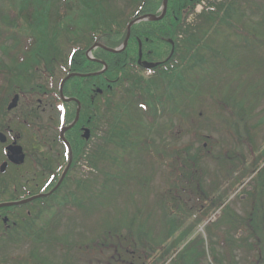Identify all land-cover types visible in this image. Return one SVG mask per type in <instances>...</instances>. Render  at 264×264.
<instances>
[{"label":"flooded vegetation","instance_id":"obj_1","mask_svg":"<svg viewBox=\"0 0 264 264\" xmlns=\"http://www.w3.org/2000/svg\"><path fill=\"white\" fill-rule=\"evenodd\" d=\"M111 83V72L108 71L103 82L108 88V93L102 98L99 96L101 93H93L94 89L85 96L64 93L66 98H63L54 94V88L49 90L46 86L44 91L40 90L42 95H29L25 99H19L14 111L8 109L12 99H9L7 106L0 111V206L32 199V202L26 205L0 207V264H36L39 260L42 264V256L33 258L31 249H35L39 254L46 250L49 241L56 245L63 242L57 238L49 240L47 233L50 231L57 234L63 227V218L70 214L73 232L71 242L74 245L77 210L71 201L76 200L77 193L52 191L57 184L59 171L69 164V159L65 158L66 147L61 139L62 130L74 120L78 103H85L88 114H83V120L77 128L65 134L75 149L71 167H76L74 164L80 152L76 143L84 146L89 142L84 138L86 131L91 132L90 136H93L96 99H103L105 105L110 103L113 99ZM82 84L86 86L87 82L69 83L66 85L69 88L67 91H77L76 86H79L78 93H81ZM82 109L84 110V105ZM61 114L65 118L63 124L58 122ZM78 127H81L80 134L74 131ZM16 150L23 158L20 164H14L10 160L11 153ZM51 176H55V179ZM69 179L74 180L72 172ZM9 193L12 200L6 199Z\"/></svg>","mask_w":264,"mask_h":264},{"label":"rangeland","instance_id":"obj_2","mask_svg":"<svg viewBox=\"0 0 264 264\" xmlns=\"http://www.w3.org/2000/svg\"><path fill=\"white\" fill-rule=\"evenodd\" d=\"M68 3V0H61V4H66ZM237 3V4H235ZM121 6V5H120ZM234 6H236V21L238 22L239 26H243L244 29H249V26L251 25V23H254L255 25L260 24L263 21V13H264V0H234ZM66 11L65 7L62 6L59 8V12L61 15L64 14V12ZM130 8H123V12L124 14L126 13H130ZM196 13L193 14L191 20L188 23V27L184 28L183 31L184 33L182 34L183 39L187 42L190 37V32H192L194 30L195 27H197V25H201L198 18L195 17ZM235 17V16H234ZM123 21H125V18H122ZM120 20V19H119ZM226 27V25H224ZM53 27V26H52ZM197 33V37L200 38L203 35V28H201L200 30L195 29L194 30ZM190 34V35H189ZM259 34L263 37V41H264V29L259 31ZM72 41H68L71 40ZM233 39H236L233 37ZM230 41V44H233L234 40ZM68 40L63 41L64 46H68L69 48L73 47V41L74 39L72 37H70ZM225 42L224 40L220 42V44L216 43L214 44V46H212V43H210L211 48L215 47V49H219L217 47H225ZM71 50V49H70ZM261 49H258L256 51H254L253 53H260ZM207 52V51H206ZM235 53V52H234ZM238 55V54H237ZM204 60L208 62V70L210 71V67L212 66L211 64V58L209 57V53H205L203 55ZM229 58V56H228ZM193 61V60H192ZM192 61H190V66L193 64ZM232 64V62H230ZM264 63V61H263ZM233 70V68H232ZM191 71V70H190ZM189 71V72H190ZM215 71V78H220V82H223V84L227 81V75L222 72L220 69H214ZM234 71V70H233ZM194 72H198L199 74H201V76L204 74L203 70H199L196 69ZM257 73L263 72L264 73V64L262 66L261 69L256 71ZM215 78H209L207 80L204 81L203 86H198L197 88H199V91L204 92V95L206 97L213 95L214 97L217 96V94L220 92V90L217 87V83ZM223 84H220L221 86ZM232 85L234 86V84L232 83ZM202 87L206 88L208 90V93H206L205 89H203ZM215 88V90H212V88ZM210 91V92H209ZM198 93H196L197 95ZM219 95L221 97H224V94L219 93ZM207 99V98H205ZM137 100L138 99H131L132 103L134 104L133 106V110H132V115H134V119L146 123L145 120L143 119L141 112L143 111L142 108H138L137 105ZM207 103L205 102L203 104V107H206ZM200 109V106H199ZM192 112L193 109L191 108ZM197 110V109H196ZM207 116V114L203 111V109H201V111L199 112V117H195L192 116L191 119L186 120V121H182L181 119H175L172 123L168 121V117L164 116L163 120H160V126L164 127V131H162L161 133H159V131L157 129H153V130H147L146 128H144L143 126L140 125H136L133 124L130 115H126L123 116V122H125V120L130 124V126L133 128V130H135L134 132V138H132V141L135 143L141 142L143 140H145L146 138H149L151 140L154 141V145L158 146V145H163L166 146L167 149L169 150L172 146L171 144H173L177 138V140H180V145L183 144L185 142V138H183V134H187L188 131L190 130H194L196 128H199L201 126H198V124L200 123H204V120L207 119L205 118ZM258 120H261L262 122H264V112L262 113V115L259 117ZM171 123V129L169 131L166 132V127H168L169 125L166 124H170ZM176 127H179L176 129ZM176 129V130H174ZM182 131L181 133L179 131ZM136 133V134H135ZM187 137L190 136V139H193L194 137V132H191V135L189 133V135H186ZM219 138V135H216ZM176 137V138H175ZM225 137V136H224ZM223 137V138H224ZM262 138V136H261ZM119 147H116L115 145L112 146V156L116 157V163L112 162L106 164L104 167H101L100 169L105 171V174H101L100 172H98L96 170V177L100 179L101 181H106V177H117V183H108L106 185H104V187H102V184H100L101 188H98V185L96 186L98 188L97 194L101 193L102 191H104V188L106 189V191L110 190V192H120V191H126V198L125 201L123 203V205L129 209L132 210L133 208H135V199L134 197L131 196V194L129 192L132 191H127V190H132V179L129 177L127 179H124L122 176L124 174V167L127 165L126 163H124V156L122 154V151H118ZM135 151H138V155L139 156H143V155H150L149 160H154L153 155L151 154H146L144 151H142V149L140 147H135L134 148ZM135 151H132L131 156L133 157L135 155ZM246 157L249 158V154L246 153ZM147 158H142L139 159L138 161H133L132 163H130L129 165L131 166L130 169H127L129 173L133 172V166H135L136 164H143L144 161H147ZM121 167V168H120ZM141 172L139 171V173L141 175L145 174V171L143 168H140ZM202 169H205V174L207 175V177L205 178L204 182H202V187L203 190L208 193L211 192L215 187L221 186V191L219 194V198H225L228 194H231L229 191H231V187H230V182L231 181H226L224 175H222L220 173V166L217 163H213L211 162L208 158H204L202 161H200L199 164V168H198V172L196 173L195 178H193L192 181H190V183L188 184V181L186 180L185 183H187V185H181V187L184 189L185 191L183 194H181V201L187 206L186 212L189 213L192 211V207L195 205V207L199 210H201L200 206L203 204V201H201V197L198 195L199 194V188H197L198 185V181L197 179L200 177V172L202 171ZM158 173L160 172V169L157 170ZM167 171V169H163V173L155 176L152 180L153 183V192L150 195V199H151V203L154 202V200L156 198H158V202L157 205L159 206V204L161 203V195L165 192V179H167L164 176V173ZM145 175H149L150 174H145ZM121 180V181H120ZM126 181L125 183L122 181ZM243 181L245 182L246 186L249 184V182L247 181L246 178L243 179ZM248 182V183H247ZM129 183V184H128ZM218 183V186L215 184ZM251 185H253V183H250ZM249 184V185H250ZM126 187H128V189L126 190ZM248 189L249 191H251V187L249 188L248 186L245 188ZM108 193V192H106ZM140 193H138V195L136 196L137 199L140 198ZM104 195V194H103ZM102 197V200L100 201H96L95 206H91V208H88L86 210L81 209L80 210V215L81 218L83 219V221H81L80 224V228L85 230L90 231V233H92L95 237L98 236L101 232L100 230H102V228H109L107 226H111L114 225V221H115V217L110 213V211H108L106 209V205L108 206L109 203L113 204L112 206V211L115 210L116 206L119 205L120 200H118L116 196H108L106 198V195ZM121 198V197H119ZM154 198V200H153ZM230 205L227 209H225L223 211L224 214V218H229L231 215V211L238 213L242 216H246L245 212L250 211V206L247 204V206L244 208V203L246 202V200H244L246 198L245 195H241L238 198L234 197V194L230 195ZM83 204H89L88 201H81ZM91 203V202H90ZM123 205L120 204V208L123 209ZM232 208L234 210H232ZM184 211H179L177 208V205L175 203H172L171 205L168 206V208H159L158 210H154L152 209L150 211V213H152L151 215V220L149 223H153L154 221H158L160 222L165 221L169 224V225H173V226H178L177 230L174 233V239L171 243L170 246H166L165 247V255H168L172 249L174 250H178L177 253H175L176 259L173 260L172 264H181V263H185L187 258L191 257L192 255H194L195 253H197L198 251H203L204 255L206 256H213L214 257V251H215V247L213 246L212 243H210V245H207V243L204 241L205 239V235L200 234L198 232L197 229V225L195 222H197V213L193 212L192 216H187V213ZM180 213H183V215H181ZM87 217H92L91 222L89 223L87 220ZM188 218L187 220L185 218ZM189 219H191L193 222H191ZM186 221V223H185ZM183 223L186 224V226L182 229H179V225ZM223 223H218V224H214L212 227V231L213 233H220L221 230L224 228L222 227ZM243 237L242 233L239 232L237 234V238ZM128 244V243H127ZM48 255L53 258V262L57 263V257L56 255L51 252L48 251L47 252ZM105 255L109 254L108 250H104ZM221 255L222 253L219 252ZM79 257L81 259L86 260L85 258L88 256V253L80 250L78 252ZM105 255H102L103 259H108L109 257H106ZM257 252H252L250 255L247 256L246 258V254L245 252L241 251L238 253L237 255V263L239 264H252L256 259H257ZM125 259H131V260H136V258H125ZM139 263L140 259L138 260ZM52 262V263H53Z\"/></svg>","mask_w":264,"mask_h":264},{"label":"trees","instance_id":"obj_3","mask_svg":"<svg viewBox=\"0 0 264 264\" xmlns=\"http://www.w3.org/2000/svg\"><path fill=\"white\" fill-rule=\"evenodd\" d=\"M133 1H143V4L141 5V14H147L152 13L156 14L160 8L161 1L162 0H133ZM197 2V0H194ZM32 3L33 1H28V3ZM194 2V3H195ZM194 3L190 2V0H170L169 6V19L175 20V38H177L178 33L183 32V29L188 27L186 23V18L188 16V13L191 11V8L194 6ZM218 11L211 12L208 14V19L206 20V24L209 26L211 31L215 30L219 24V18L220 16H223L222 9H217ZM226 14H228L227 11H225ZM11 7H10V0H0V49L5 51L6 49H14L16 50L15 54L7 55L13 58V61L17 63V59L20 61V56H24L26 53L27 48L36 49V48H50L52 47V43L49 40V33L51 31V15L53 13L51 12V7L47 6L45 9L44 14L38 18L34 19L32 18L26 9H23L21 11V20L14 21L11 16ZM220 13V16H219ZM219 16V18H217ZM206 19V18H205ZM218 21V22H217ZM167 22L165 20L161 23H153V24H146V26H150V28L146 29V32L148 35H151L152 33H156L158 31L162 30V24ZM165 28V27H163ZM256 29V28H254ZM264 29V28H263ZM197 30H199L197 28ZM257 30V29H256ZM138 31V30H137ZM259 31V30H258ZM255 32V31H254ZM195 33V34H194ZM191 34V35H190ZM190 37L192 41L196 40L197 33L190 32ZM255 34L259 35L257 32ZM28 36V38H27ZM261 36V35H260ZM262 37V36H261ZM47 38V39H46ZM45 39V40H44ZM120 40L115 41V43H120ZM197 41L196 43H199ZM148 44H152L149 43ZM20 50H25L21 51ZM264 91L260 94L262 95ZM249 96H251V91L249 89L248 92H245L244 96L241 99H248ZM217 102L224 106L226 110L234 111V108L232 110V107L234 105L233 100L229 101L227 104L225 100H217ZM125 112V106L122 102L116 101L113 103V124L111 127V135H110V144L115 145L116 147H119V149L116 151H122L123 156H125L124 159H127L128 156H130V150L136 143L131 142L130 138H132L130 130L128 128V125L124 122H122L121 118L124 115ZM98 119L101 121L104 120V116L102 114H98ZM219 122H222L225 126L226 130L229 134L234 135L237 139H239L241 142L245 143L249 148L248 142L252 141V137L249 134V132L240 131L243 129L244 123L240 119H235V116H232L231 120H219ZM240 124V129L237 130V125ZM104 142V141H103ZM192 144H195V141L192 142ZM104 144H99V147H97V156H95V161L104 160L105 155H109L112 152L107 151V149L103 146ZM147 143H142V146L146 149H148ZM204 148V146L202 145ZM189 147H184L181 151H187ZM172 152L175 153L174 150ZM174 155V154H173ZM131 157V156H130ZM221 160H230L231 158L225 157V156H219ZM108 159V157H107ZM113 161H116V157H111ZM175 160V159H172ZM102 173V170H101ZM257 220L259 222H262L260 216L257 217Z\"/></svg>","mask_w":264,"mask_h":264},{"label":"bare ground","instance_id":"obj_4","mask_svg":"<svg viewBox=\"0 0 264 264\" xmlns=\"http://www.w3.org/2000/svg\"><path fill=\"white\" fill-rule=\"evenodd\" d=\"M28 1H33V2L32 3H30V2L28 3ZM220 3L222 5H228V1L227 0H221ZM47 6H48V0H10V7H11V11H12L11 16H12V18H13L14 21H18V22L21 20V14L20 13H21V11L23 9H26L28 11V14L32 18L38 19V18H40L44 14L45 9L47 8ZM160 6H161V8H160L161 10L158 11L157 15L154 17V22H160V21H163V20H165L167 18L166 12H165L166 10L164 9V7H163L162 4ZM171 7L172 6H170V8ZM139 13L141 15L139 21L140 22H144L145 21V17L141 14V11H139ZM104 21H105L106 24L108 23V21L106 19ZM118 23L121 24L122 22L119 21ZM126 27L128 29H130L129 32H131V31L137 32V24H136V21H134L131 26L129 24H126ZM102 30L106 34V37H109L111 35V34L108 33V28H107L106 25L103 26ZM140 33H142V32H140ZM165 36H166V33H162L160 31H158L156 33H152L151 35H148V36H145L144 34H142L139 37V40H137L136 47H139V48H143L144 49L146 47L145 44L147 43V41L148 42L149 41H155V40L160 39V38H163ZM27 38H28V36H27ZM239 42H240V44L242 46H245L246 45V42H244L243 40H240ZM122 44H128V42L125 41ZM118 45H119V43H115L112 48L115 49L116 47H118ZM120 47H121V45H120ZM185 52H187V51H185ZM205 53H207L205 50L200 51V54H202V55H204ZM114 54H118V52H116ZM142 55H143V53L139 52L138 54H136V58H140ZM105 57H106L107 63H109V65H111L110 64L111 62H114V58H112L110 56H107V55H105ZM102 58L103 57L101 56L99 59H102ZM246 59L244 61H246ZM201 63H205V60L204 59H201ZM126 64H128V62L124 60L123 61V66H125ZM88 69L90 70V68H88ZM128 69L129 68H126L127 71H129ZM136 69L139 70V71H146L148 69V66H147V64L144 61H138L136 63ZM229 69H232V68L229 67ZM242 69L243 70H246V65H242ZM133 71L136 73L135 70H133ZM221 71L224 72V73H228V72H226L224 70H221ZM80 73H82V72H80ZM84 74L88 75L89 73L86 72ZM81 78L82 79H85L86 77H81ZM93 82L94 81H90L89 83H87L86 84L87 87L88 88L92 87L94 85ZM73 83H74L73 81L70 82V84H73ZM225 83L222 86H224ZM217 86H221V85H217ZM76 87H77V91L71 89V92H68L67 89H69V88H67L66 85H65L64 88H63V90H62V92L65 93V94H67V95H71V96L72 95H79L80 94V93H78L79 86H76ZM78 114H79V112H74V118ZM191 114L192 115H196V116L198 115L197 112H192ZM58 122L60 123V120L59 119H58ZM73 123H74V128H77L78 122L76 120H73ZM80 128L81 127H78V129H76L74 131H76L78 134H80ZM87 133L88 134H91V132L86 131L85 132V135ZM61 139H62V141H63V143L65 144V147H66V154H65V156H67V158H70L71 156H73L75 149H73V147L71 146L70 142L67 140V138H66L65 135H62ZM76 147H77V150H80V151H82V150L85 149V147L83 146V144L76 143ZM11 154H12V157L10 158V160L14 164H20V163L23 162L22 155L20 154V152L18 150H16L15 152H12ZM69 161L71 162V160H69ZM6 199L12 200L11 193H9V195H8V197ZM154 231H155V228L151 229V232H154ZM0 247H1V245H0ZM177 252L178 251L175 250L174 253H173L174 254V260L176 259L175 253H177ZM16 254L19 255V253H16ZM30 254H31V256L33 258H37V256H38L37 251L35 249H31V253Z\"/></svg>","mask_w":264,"mask_h":264},{"label":"water","instance_id":"obj_5","mask_svg":"<svg viewBox=\"0 0 264 264\" xmlns=\"http://www.w3.org/2000/svg\"><path fill=\"white\" fill-rule=\"evenodd\" d=\"M166 3H167V0H165V5L164 6H166Z\"/></svg>","mask_w":264,"mask_h":264}]
</instances>
